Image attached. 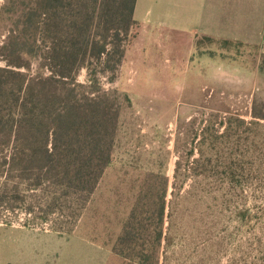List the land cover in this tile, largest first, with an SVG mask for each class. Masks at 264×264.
<instances>
[{"label": "trees", "instance_id": "16d2710c", "mask_svg": "<svg viewBox=\"0 0 264 264\" xmlns=\"http://www.w3.org/2000/svg\"><path fill=\"white\" fill-rule=\"evenodd\" d=\"M5 1L0 12L12 28L0 47V211L38 206L47 217L68 205L75 223L111 163L121 100L100 79H116L123 41L140 26L136 0ZM81 70L84 84L76 80ZM250 117H228L223 132L210 129L177 157L168 200V178H154L157 194L150 188L131 210L112 247L117 256L126 264H160L178 246L221 255L232 223L249 226L260 246L264 102L253 103ZM242 134L244 144L232 140ZM152 198L154 207L144 208Z\"/></svg>", "mask_w": 264, "mask_h": 264}, {"label": "rangeland", "instance_id": "374dc122", "mask_svg": "<svg viewBox=\"0 0 264 264\" xmlns=\"http://www.w3.org/2000/svg\"><path fill=\"white\" fill-rule=\"evenodd\" d=\"M155 21L160 24L137 25L128 33L115 81L108 73L100 79L104 90L118 91L120 117L111 163L81 216L73 223L68 205L64 213L47 217L38 206L26 212L1 210L0 264H126L112 247L142 195L151 188L156 196L154 178H168V200L177 157L206 140L210 129L223 132L228 117L247 123L253 103L264 102V54L257 46L175 34L164 18ZM11 28L9 15L0 12V47ZM86 78L81 70L76 80L84 84ZM245 138L232 140L244 144ZM154 202L142 203L151 210ZM261 221L260 246L249 226L232 223L230 245L221 255L213 250L191 255L178 246L160 264H264ZM69 223L74 229L50 231L54 224Z\"/></svg>", "mask_w": 264, "mask_h": 264}, {"label": "crops", "instance_id": "0c3cea01", "mask_svg": "<svg viewBox=\"0 0 264 264\" xmlns=\"http://www.w3.org/2000/svg\"><path fill=\"white\" fill-rule=\"evenodd\" d=\"M155 18L171 33L253 45L264 54V0H136L137 23L160 24Z\"/></svg>", "mask_w": 264, "mask_h": 264}]
</instances>
